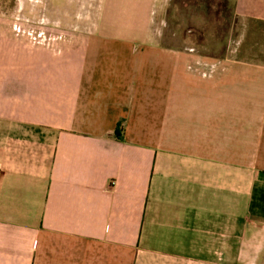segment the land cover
I'll list each match as a JSON object with an SVG mask.
<instances>
[{"label": "crops", "instance_id": "1", "mask_svg": "<svg viewBox=\"0 0 264 264\" xmlns=\"http://www.w3.org/2000/svg\"><path fill=\"white\" fill-rule=\"evenodd\" d=\"M79 1L0 14V264H264V0Z\"/></svg>", "mask_w": 264, "mask_h": 264}, {"label": "rangeland", "instance_id": "2", "mask_svg": "<svg viewBox=\"0 0 264 264\" xmlns=\"http://www.w3.org/2000/svg\"><path fill=\"white\" fill-rule=\"evenodd\" d=\"M83 2H80L79 0H0V14L16 19L23 23L24 26H32L36 23H54L69 27H77L82 21L79 15V7ZM120 6L125 10V13H127V7L124 4H120ZM94 20L95 18L93 16H89L87 18V24L90 21H92L91 23H94ZM190 37L194 40L198 39L204 41L207 39L214 42L222 41L221 33H200L193 35L190 33L188 34V38ZM198 51L221 57L226 54H231L236 56L245 55L255 58L257 55L261 56L264 54V50L260 48L249 49L239 47L233 54L230 52L232 50H227L222 47L208 49L199 46Z\"/></svg>", "mask_w": 264, "mask_h": 264}, {"label": "trees", "instance_id": "3", "mask_svg": "<svg viewBox=\"0 0 264 264\" xmlns=\"http://www.w3.org/2000/svg\"><path fill=\"white\" fill-rule=\"evenodd\" d=\"M116 132H117V130H116ZM116 132H115V133H116Z\"/></svg>", "mask_w": 264, "mask_h": 264}]
</instances>
